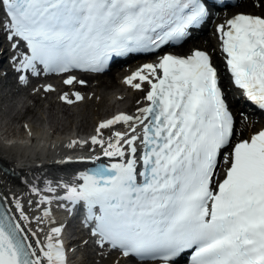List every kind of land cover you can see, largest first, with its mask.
I'll list each match as a JSON object with an SVG mask.
<instances>
[{
    "label": "snow or ice",
    "instance_id": "snow-or-ice-1",
    "mask_svg": "<svg viewBox=\"0 0 264 264\" xmlns=\"http://www.w3.org/2000/svg\"><path fill=\"white\" fill-rule=\"evenodd\" d=\"M229 7V0H0V32L19 51L13 63L24 84L29 75L56 74L83 85L74 72L103 73L116 57L157 54L125 79L147 104L66 145L98 147L79 158L94 167L74 182L32 185L37 199L27 205L0 191V264H70L65 226H52L54 200L84 213L83 244L102 259L111 250L125 264H181L190 252V264H264V130L239 138L208 51L159 54ZM216 31L233 83L264 110V15L236 13Z\"/></svg>",
    "mask_w": 264,
    "mask_h": 264
},
{
    "label": "bare ground",
    "instance_id": "bare-ground-1",
    "mask_svg": "<svg viewBox=\"0 0 264 264\" xmlns=\"http://www.w3.org/2000/svg\"><path fill=\"white\" fill-rule=\"evenodd\" d=\"M241 5L240 7L244 9H251L254 6L257 12L246 13L256 15L264 13V4H261L260 0H247ZM240 7L234 8L229 13L228 11L225 12V15L227 14L224 15L225 17L219 16L213 19L212 23L226 22L229 17L238 13ZM0 43H3L2 38H0ZM197 48L209 51L214 59L218 61L220 55L219 44L214 31H211L210 24L207 26V35L204 38L192 40L178 51L183 54L186 49H190L188 51L190 53ZM1 51H3V58L0 60V70H6V72L3 75L4 78H0V84L4 81V86L0 90V191L9 196L13 194L21 196L26 205L29 198L33 201L37 199L31 193L32 185L35 184L44 190L48 181H52L53 186L61 181L74 182V178L82 172V166L64 170L50 166L52 161H64L66 159L67 153L73 150L66 147L69 142L74 139L78 140L81 135L87 134V130L92 129V126L91 134L96 133L99 123L116 112L130 111V113H135L137 107L147 104V101L144 100L145 94L131 88L125 83V79L143 64L157 60V56L136 60L124 68L114 70L108 78H103L106 74L95 77L88 75L76 76L77 80L83 79L86 81L83 85L75 82L72 85H65L63 82L66 79L65 77H54L51 79L52 87L55 89L53 92H46L39 83L36 85L39 90L34 93L23 91L24 89L12 92V89L16 87V83L12 81L15 74L10 66V50L6 45H3ZM174 52L176 53V51ZM115 75L116 78H113ZM82 92L88 93L86 99L77 101L69 107H62L66 105L61 99L64 93H67L69 98L74 100L75 94L82 95ZM17 93L21 96L18 102L26 103L24 112L17 109L16 103H12L14 99H17L15 95ZM23 97L28 99L24 101ZM44 103H47V106ZM80 107H83L82 111L78 110ZM28 113H30V116L26 117ZM237 114L238 132L241 134L239 138H248L264 128V119L254 120L247 112L243 113V116L239 112ZM102 117L104 120H100ZM17 124H20L19 128L16 126ZM71 125H74V127L69 132ZM256 128L257 130H254ZM102 131H104L105 136L108 135L106 130ZM8 142H11L12 145L9 146ZM88 152L95 156L99 153V148L97 147L96 152ZM105 162H108L107 158H105ZM5 170L11 173L8 174ZM42 194L52 195L47 191H43ZM56 194L62 195L63 190H58ZM53 205L57 211L59 209L63 210V208L57 207V201L55 200ZM53 218L56 224L52 226L65 225V219L60 211L56 212ZM64 234L66 233L64 232ZM77 247L78 256L82 257L80 264H98L92 261L97 256H94L96 253L91 251L88 246L82 244ZM111 257L115 256L111 255ZM97 258L100 261L105 259L104 257L103 259L101 257ZM116 258L121 259L118 256ZM95 261L97 260L95 259Z\"/></svg>",
    "mask_w": 264,
    "mask_h": 264
},
{
    "label": "rangeland",
    "instance_id": "rangeland-1",
    "mask_svg": "<svg viewBox=\"0 0 264 264\" xmlns=\"http://www.w3.org/2000/svg\"><path fill=\"white\" fill-rule=\"evenodd\" d=\"M242 6V5H241ZM238 12H251V13H257L256 11H255V7L254 6H252L251 7V9L250 8H246V9H244L243 7H240L239 9H238ZM261 15H264V13H260ZM2 44H1V48H2ZM191 49V48H190ZM190 49H186V51H185V53L186 52H188ZM113 71H111V72H109L108 74H106L103 78H108V76L112 73ZM115 73V72H114ZM116 74V73H115ZM117 75V74H116ZM116 75L115 76H113V78H116ZM103 78H101V79H103ZM15 79V78H14ZM3 86H4V81L0 84V90L3 88ZM88 96V93L87 92H82V96L84 97V99H86L87 98V96ZM17 96V99L16 100H18L21 96H19V94H17L16 95ZM15 100V101H16ZM46 106H47V103H44ZM67 107H69V105H66ZM63 107V106H62ZM61 107V108H62ZM82 109H83V107H80V108H78V110L79 111H82ZM131 110H132V108H131ZM30 116V113H28V114H26V117H29ZM100 120H104L103 119V117H102V119H100ZM99 121V120H98ZM18 128L20 127V124H17L16 125ZM73 127H74V125H71L70 126V128H69V132H71V130H73ZM92 129H93V126H92ZM92 129L90 128L89 130H87L88 131V133H90L91 131H92ZM254 130H257V128L256 129H254ZM94 256H96V255H94ZM95 259L97 260V261H95ZM94 260H92V261H94V262H96V263H98V264H114L113 263V261L114 260H119L120 261V264H125V261H121L120 259H117L116 258V256L115 257H113V258H105L103 261H100L99 260V258H95ZM99 261V262H98ZM103 262V263H102ZM90 263H92V262H90Z\"/></svg>",
    "mask_w": 264,
    "mask_h": 264
}]
</instances>
